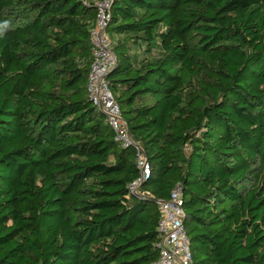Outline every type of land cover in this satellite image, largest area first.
Segmentation results:
<instances>
[{"label": "trees", "instance_id": "obj_1", "mask_svg": "<svg viewBox=\"0 0 264 264\" xmlns=\"http://www.w3.org/2000/svg\"><path fill=\"white\" fill-rule=\"evenodd\" d=\"M98 1L0 0V264H155L177 184L192 264H264V0L111 1L137 193L87 94Z\"/></svg>", "mask_w": 264, "mask_h": 264}, {"label": "built area", "instance_id": "obj_2", "mask_svg": "<svg viewBox=\"0 0 264 264\" xmlns=\"http://www.w3.org/2000/svg\"><path fill=\"white\" fill-rule=\"evenodd\" d=\"M111 1L100 0L96 3L95 20L90 28L91 64L87 94L92 105L105 116L114 133V141L121 147L134 146L139 177L129 189L132 193H137L151 167L142 148L134 142L126 122L122 119L120 107L108 87L107 73L116 63L106 32ZM158 205L159 258L155 264H192L190 241L184 226L183 191L180 184L172 189L166 201L159 202Z\"/></svg>", "mask_w": 264, "mask_h": 264}, {"label": "clouds", "instance_id": "obj_3", "mask_svg": "<svg viewBox=\"0 0 264 264\" xmlns=\"http://www.w3.org/2000/svg\"><path fill=\"white\" fill-rule=\"evenodd\" d=\"M8 21H5L3 24H0V32L8 28Z\"/></svg>", "mask_w": 264, "mask_h": 264}, {"label": "crops", "instance_id": "obj_4", "mask_svg": "<svg viewBox=\"0 0 264 264\" xmlns=\"http://www.w3.org/2000/svg\"><path fill=\"white\" fill-rule=\"evenodd\" d=\"M91 28V27H90Z\"/></svg>", "mask_w": 264, "mask_h": 264}]
</instances>
